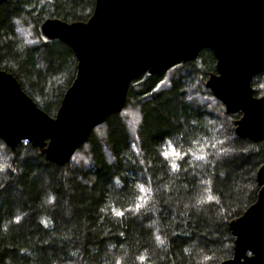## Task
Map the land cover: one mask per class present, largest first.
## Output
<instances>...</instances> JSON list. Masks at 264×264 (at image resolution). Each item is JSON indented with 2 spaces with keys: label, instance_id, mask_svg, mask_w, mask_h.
Segmentation results:
<instances>
[{
  "label": "trees",
  "instance_id": "trees-1",
  "mask_svg": "<svg viewBox=\"0 0 264 264\" xmlns=\"http://www.w3.org/2000/svg\"><path fill=\"white\" fill-rule=\"evenodd\" d=\"M96 7L97 0L0 5V70L50 118L79 58L42 30L88 23ZM17 16L37 44L21 50ZM217 63L206 47L132 80L122 109L64 164L29 140L12 147L0 136V264H231V224L258 199L264 138L238 133L241 111L228 112L208 84ZM251 86L264 95V71Z\"/></svg>",
  "mask_w": 264,
  "mask_h": 264
},
{
  "label": "water",
  "instance_id": "water-1",
  "mask_svg": "<svg viewBox=\"0 0 264 264\" xmlns=\"http://www.w3.org/2000/svg\"><path fill=\"white\" fill-rule=\"evenodd\" d=\"M62 39L79 69L52 126L15 77L0 70V136L12 147L51 138L48 158L64 164L96 125L122 109L132 80L157 64L194 59L206 47L218 58L215 95L228 112L249 110L238 133L264 138V100L251 86L264 71V0H97L94 17ZM176 51L182 53L173 57ZM258 180L263 186L264 165ZM231 228L237 244L230 263L264 264V186ZM248 252L258 255L244 262Z\"/></svg>",
  "mask_w": 264,
  "mask_h": 264
},
{
  "label": "rangeland",
  "instance_id": "rangeland-1",
  "mask_svg": "<svg viewBox=\"0 0 264 264\" xmlns=\"http://www.w3.org/2000/svg\"><path fill=\"white\" fill-rule=\"evenodd\" d=\"M55 24H56V27L58 28V32H56V33H51L50 31H48L47 29H43L42 30V32H43V35L46 37V38H53V37H55V36H57V37H60V38H63V37H66L72 30H73V28L75 27V26H77V25H79V24H81V23H75V24H65V23H62V22H55ZM163 65L164 64H157V65H155V66H153L151 69H149L148 71H154V70H160L162 67H163ZM220 78V74L218 73V74H213L210 78H209V80H208V84L211 86H215L216 84H217V81H218V79ZM254 98H258V99H263L264 100V95L262 96V97H256V96H254ZM64 100V99H63ZM248 109L246 108V109H244V110H241V114H242V116H241V118L238 120V122H237V125L235 126V128H238V126H239V122L243 119L244 120V118H246V114L248 113ZM52 120H57V118H55V119H53V118H51ZM57 122V121H56ZM33 142V144H35V145H40L41 146V148L45 151V153H46V156L48 157L49 156V152H50V150H51V148H52V139L51 138H49V139H41V140H36V141H32ZM18 145V144H17ZM16 145V146H17ZM15 146V147H16ZM263 186H264V184H263ZM263 186L261 185V189H260V191H259V193H258V196H259V194H260V192H261V190H262V188H263ZM242 218V217H241ZM240 219V218H239ZM239 219H237V220H235L232 224H235L236 222H238V220ZM256 256V252H251V253H246L245 255H244V257H242L241 259L245 262L246 260H248V259H250L251 257H255Z\"/></svg>",
  "mask_w": 264,
  "mask_h": 264
},
{
  "label": "clouds",
  "instance_id": "clouds-1",
  "mask_svg": "<svg viewBox=\"0 0 264 264\" xmlns=\"http://www.w3.org/2000/svg\"><path fill=\"white\" fill-rule=\"evenodd\" d=\"M12 22L16 26V33L21 40V50L26 48L27 46H31L39 42L34 32L32 31L31 26L25 22L24 17H13Z\"/></svg>",
  "mask_w": 264,
  "mask_h": 264
},
{
  "label": "bare ground",
  "instance_id": "bare-ground-1",
  "mask_svg": "<svg viewBox=\"0 0 264 264\" xmlns=\"http://www.w3.org/2000/svg\"><path fill=\"white\" fill-rule=\"evenodd\" d=\"M182 52L181 51H176L175 53H173V57L174 55H180ZM172 57V58H173ZM37 110L39 111V109L37 108ZM58 118V115H57ZM107 119V118H106ZM57 120H52L51 118H48V123L50 126H52L54 123H56ZM66 163V162H65ZM256 255H258V253H256Z\"/></svg>",
  "mask_w": 264,
  "mask_h": 264
},
{
  "label": "snow or ice",
  "instance_id": "snow-or-ice-1",
  "mask_svg": "<svg viewBox=\"0 0 264 264\" xmlns=\"http://www.w3.org/2000/svg\"><path fill=\"white\" fill-rule=\"evenodd\" d=\"M174 167H175V165H174Z\"/></svg>",
  "mask_w": 264,
  "mask_h": 264
}]
</instances>
